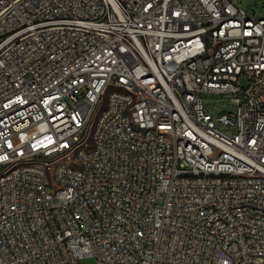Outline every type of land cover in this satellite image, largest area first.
<instances>
[{"label": "built area", "instance_id": "built-area-1", "mask_svg": "<svg viewBox=\"0 0 264 264\" xmlns=\"http://www.w3.org/2000/svg\"><path fill=\"white\" fill-rule=\"evenodd\" d=\"M236 2L0 0V264H264V16Z\"/></svg>", "mask_w": 264, "mask_h": 264}, {"label": "rangeland", "instance_id": "rangeland-1", "mask_svg": "<svg viewBox=\"0 0 264 264\" xmlns=\"http://www.w3.org/2000/svg\"><path fill=\"white\" fill-rule=\"evenodd\" d=\"M235 4H237V0H231ZM239 5L242 8L249 7L252 9L257 15L264 16V0H239ZM248 81L246 78L242 80V85L246 87ZM205 103H213L215 104V109L210 110L209 112L212 114L220 113V112H229L233 110L232 106H227L225 100L220 98L206 99ZM79 264H95L94 259L92 258H84L80 261Z\"/></svg>", "mask_w": 264, "mask_h": 264}]
</instances>
